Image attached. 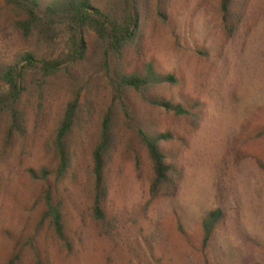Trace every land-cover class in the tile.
Segmentation results:
<instances>
[{
  "label": "rangeland",
  "instance_id": "obj_1",
  "mask_svg": "<svg viewBox=\"0 0 264 264\" xmlns=\"http://www.w3.org/2000/svg\"><path fill=\"white\" fill-rule=\"evenodd\" d=\"M144 1L150 19L141 45L127 48L120 59L112 56V75L144 73L153 64L179 85L151 86L145 99L128 90L125 112L108 76L104 45L89 32L86 61L45 80L25 99L30 127L24 145H16L15 137L7 141L10 121L0 118V264L15 252L24 253L22 264H34L27 240L36 234L44 204L41 183L28 172L50 165L46 143L78 95V173L62 187L75 251L55 248V264H264V0H236L232 32L221 0ZM93 2L122 13L121 0ZM19 19L0 2V65L26 52L54 59L68 52L65 32L55 41L27 38L15 24ZM157 98L186 107L199 102L198 128L156 106ZM111 108L116 143L107 182L111 227L105 229L91 217L88 194L92 149ZM141 123L174 135L164 144L178 158L174 195H151L154 172L138 137ZM218 209L226 216L205 248L202 222Z\"/></svg>",
  "mask_w": 264,
  "mask_h": 264
},
{
  "label": "trees",
  "instance_id": "obj_2",
  "mask_svg": "<svg viewBox=\"0 0 264 264\" xmlns=\"http://www.w3.org/2000/svg\"><path fill=\"white\" fill-rule=\"evenodd\" d=\"M122 13H109L97 6L93 0H0L7 8L17 13L20 18L15 24L23 30L25 37L38 34L47 41H55L61 32L68 37V52L59 58H38L32 52H26L12 64L0 65V118L9 119L7 141L15 137L16 145H24L29 133L30 120L25 108V99H30L35 92L42 89L45 80L57 76L70 67H76L86 61L89 51L87 34L94 33L104 45L105 64L109 79L112 81L117 98L128 108L124 93L135 91L145 99L151 86L179 85L176 77L159 73L153 64H146L144 73L132 75L118 71L117 78L111 72L112 56L119 59L129 47H138L143 40L145 29L150 19L144 0H121ZM163 0H158L159 4ZM236 0H221V12L224 22L232 20ZM159 17L166 19L167 14L159 6ZM154 104L177 117L184 118L193 130L201 121L202 106L199 102L187 105L175 104L163 99L153 100ZM81 96L66 108L61 123L47 141L46 147L51 150L53 160L50 165L39 169H30L29 177L33 182L41 183V201L44 209L37 225L36 234L27 240L33 254L34 264H55L54 250L68 254L75 251V240L69 230V216L66 207L67 198L62 190L67 180H76L78 160L74 147V134L81 120ZM129 115V113H128ZM133 120L134 118L129 115ZM114 108L104 116L99 142L92 149L91 168L92 185L88 194L89 212L92 219L108 229L111 227L106 212L109 195L108 170L111 153L115 147ZM135 121V119H134ZM138 137L146 148L152 162L154 179L151 184V195L157 198L163 190L174 195L178 190L175 179L178 174V158L164 148V144L174 140L171 133H161L150 125H137ZM226 214L221 210L209 213L203 220V245L211 243L216 229L221 226ZM53 251V252H52ZM24 253H13L6 264H22Z\"/></svg>",
  "mask_w": 264,
  "mask_h": 264
}]
</instances>
